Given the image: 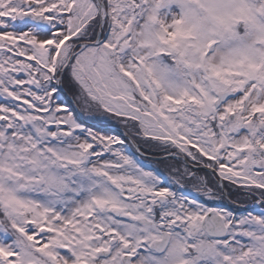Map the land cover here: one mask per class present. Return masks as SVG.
Returning <instances> with one entry per match:
<instances>
[{
    "label": "snow or ice",
    "instance_id": "1",
    "mask_svg": "<svg viewBox=\"0 0 264 264\" xmlns=\"http://www.w3.org/2000/svg\"><path fill=\"white\" fill-rule=\"evenodd\" d=\"M0 264H264V0H0Z\"/></svg>",
    "mask_w": 264,
    "mask_h": 264
},
{
    "label": "rangeland",
    "instance_id": "2",
    "mask_svg": "<svg viewBox=\"0 0 264 264\" xmlns=\"http://www.w3.org/2000/svg\"><path fill=\"white\" fill-rule=\"evenodd\" d=\"M86 118V117H85ZM87 119V118H86ZM96 122H101V123H105V122H110V123H112V124H115L114 122H112V121H103V120H99V119H97V121ZM115 125H117V124H115ZM132 132H135V130H133ZM141 143L142 144H144L143 143V141H141ZM144 145H146V144H144ZM146 146H148V145H146ZM149 147V146H148ZM150 149H154V150H157V149H155V148H151V147H149ZM177 166H181V164L180 163H177L176 162V164H172V163H170L169 161H166V160H162V162H160V164L158 163V164H156V166H155V169L156 170H163V175L164 176H171V175H173L174 174V167H177ZM191 187V185L189 184L188 185V188H190ZM233 196H246V195H244L243 193H240V192H236V193H233Z\"/></svg>",
    "mask_w": 264,
    "mask_h": 264
},
{
    "label": "flooded vegetation",
    "instance_id": "3",
    "mask_svg": "<svg viewBox=\"0 0 264 264\" xmlns=\"http://www.w3.org/2000/svg\"><path fill=\"white\" fill-rule=\"evenodd\" d=\"M140 146H141V148L144 149V150H147V151H148V149H149V148H148L147 146H145L144 144H140ZM151 150H152V151H155L154 149H151ZM242 199H243V200H242ZM229 200H230L231 202L237 203V204H239V205H245V204H249V203H250L249 199L244 198V197H242V196H231V197L229 198ZM229 200H228V199L225 200V201H224L222 204H220L219 206L228 205V206H230V207L238 208L240 211L251 210V209H244V208H242V207H240V206L234 205L233 203L229 202ZM244 202H245V203H244Z\"/></svg>",
    "mask_w": 264,
    "mask_h": 264
},
{
    "label": "water",
    "instance_id": "4",
    "mask_svg": "<svg viewBox=\"0 0 264 264\" xmlns=\"http://www.w3.org/2000/svg\"><path fill=\"white\" fill-rule=\"evenodd\" d=\"M87 122V121H86ZM88 124H91L92 126H95L97 128H100V129H111L113 130L114 128L111 127V126H101V125H98V124H95V123H92V122H87Z\"/></svg>",
    "mask_w": 264,
    "mask_h": 264
}]
</instances>
